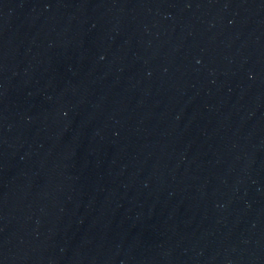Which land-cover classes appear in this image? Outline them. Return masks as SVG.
Returning a JSON list of instances; mask_svg holds the SVG:
<instances>
[{
  "label": "water",
  "instance_id": "95a60500",
  "mask_svg": "<svg viewBox=\"0 0 264 264\" xmlns=\"http://www.w3.org/2000/svg\"><path fill=\"white\" fill-rule=\"evenodd\" d=\"M264 257V0H0V264Z\"/></svg>",
  "mask_w": 264,
  "mask_h": 264
}]
</instances>
